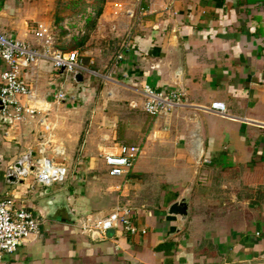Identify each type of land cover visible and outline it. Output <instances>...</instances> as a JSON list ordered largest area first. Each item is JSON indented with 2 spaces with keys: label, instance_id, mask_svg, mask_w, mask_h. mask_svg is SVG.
Masks as SVG:
<instances>
[{
  "label": "crops",
  "instance_id": "1",
  "mask_svg": "<svg viewBox=\"0 0 264 264\" xmlns=\"http://www.w3.org/2000/svg\"><path fill=\"white\" fill-rule=\"evenodd\" d=\"M37 19L32 0H0L8 38L39 46L36 25H51L31 26ZM96 21L122 45L117 73L73 77L41 61L22 73L30 89L22 106L34 113L0 118V197L41 222L2 264H264V0H107ZM87 54L89 71L110 72L114 62ZM144 85L183 92L185 103L147 115ZM41 142V157L68 172L43 197L31 175L7 179L18 159L40 157ZM120 146L141 153L125 178H110L103 158ZM183 198L184 221L168 214ZM116 205L146 233L82 234L81 221Z\"/></svg>",
  "mask_w": 264,
  "mask_h": 264
},
{
  "label": "built area",
  "instance_id": "2",
  "mask_svg": "<svg viewBox=\"0 0 264 264\" xmlns=\"http://www.w3.org/2000/svg\"><path fill=\"white\" fill-rule=\"evenodd\" d=\"M69 21L63 23L68 28ZM72 34V33H71ZM76 31L74 36H78ZM52 28L43 23L36 25L33 36L39 46L32 47L26 43L12 40L0 32V118H12L19 121L24 114L32 115L34 111L22 106V100L30 95L26 80L22 77L25 70L35 67L39 62L51 64L57 74L63 71L66 75L76 76L87 72L96 77L110 80L117 73V66L123 59L120 54L116 57L110 72L99 75L89 71L80 61L77 52H61L53 47ZM144 97L143 111L152 117L164 116L178 109L185 103V95L178 90L156 91L147 85L142 87ZM54 99L59 102L64 94L58 92ZM210 109L220 115H227L228 109L223 103H212ZM45 129H47L45 127ZM46 143L39 144L40 157L29 163V155L23 156L9 168L7 179L22 181L28 175L41 188H51L63 184L68 172L65 168L56 166L51 159L41 157L45 152ZM140 149L133 146H120L115 154L103 158L107 176L110 178H125L140 156ZM18 165V167H17ZM40 220L34 213L17 200L0 197V264L6 255L16 252L27 239L37 236L40 231ZM79 228L92 241L106 238L110 230L121 228L124 233L135 236L145 234V230L138 229L132 222L131 211L116 205L113 212L102 219L91 223L88 219L81 221Z\"/></svg>",
  "mask_w": 264,
  "mask_h": 264
},
{
  "label": "rangeland",
  "instance_id": "3",
  "mask_svg": "<svg viewBox=\"0 0 264 264\" xmlns=\"http://www.w3.org/2000/svg\"><path fill=\"white\" fill-rule=\"evenodd\" d=\"M106 2L107 0H32L39 19L32 22L31 26L34 27L33 23L38 22L50 24L53 47L61 52H77L80 61L87 68L91 66L88 50H96L98 57H102L110 65L121 54L122 45H118L110 35L107 36L108 31L101 32L97 28V12L102 10ZM65 21H69L68 28L72 34L64 30ZM76 31L79 32L78 36H74Z\"/></svg>",
  "mask_w": 264,
  "mask_h": 264
},
{
  "label": "water",
  "instance_id": "4",
  "mask_svg": "<svg viewBox=\"0 0 264 264\" xmlns=\"http://www.w3.org/2000/svg\"><path fill=\"white\" fill-rule=\"evenodd\" d=\"M60 73L63 74V71H60ZM76 79H79V77L77 76ZM48 195H50V190L45 189L44 193H42V197ZM168 214L179 217L182 221H184L188 215V200L186 198H183L178 202L173 203L168 209Z\"/></svg>",
  "mask_w": 264,
  "mask_h": 264
},
{
  "label": "trees",
  "instance_id": "5",
  "mask_svg": "<svg viewBox=\"0 0 264 264\" xmlns=\"http://www.w3.org/2000/svg\"><path fill=\"white\" fill-rule=\"evenodd\" d=\"M101 14V10L99 9V11L97 12V16H99Z\"/></svg>",
  "mask_w": 264,
  "mask_h": 264
}]
</instances>
